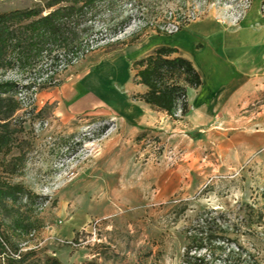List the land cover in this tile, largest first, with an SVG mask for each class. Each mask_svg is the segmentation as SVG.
Here are the masks:
<instances>
[{
	"label": "rangeland",
	"instance_id": "rangeland-1",
	"mask_svg": "<svg viewBox=\"0 0 264 264\" xmlns=\"http://www.w3.org/2000/svg\"><path fill=\"white\" fill-rule=\"evenodd\" d=\"M42 1L0 0V12ZM207 17L247 24L263 46L264 0H115L94 21L97 46L72 64L0 69L17 102L5 120L0 179L25 188L0 203L10 250L40 263L183 264L188 250L209 264H264V69L258 93L226 123L218 112L211 125L180 131L171 121L186 114L150 108L141 110L154 121L146 126L115 104L142 105L132 98L141 88L131 62L153 39ZM113 59L124 76L91 97L84 81ZM81 210L83 223L67 227Z\"/></svg>",
	"mask_w": 264,
	"mask_h": 264
},
{
	"label": "trees",
	"instance_id": "trees-1",
	"mask_svg": "<svg viewBox=\"0 0 264 264\" xmlns=\"http://www.w3.org/2000/svg\"><path fill=\"white\" fill-rule=\"evenodd\" d=\"M115 0H43L41 4L0 12V69L33 68L37 62L68 66L93 50L101 40L94 28L99 10ZM133 82L146 87L144 92L132 94L153 109L172 118L188 112L187 89L202 83L199 71L191 60L176 47L159 45L131 62ZM50 77L49 84L52 83ZM13 82H0V152L9 149L7 121L17 102L5 93ZM25 192L22 184L0 179V203L16 201ZM17 226L27 228L22 221ZM193 239V238H192ZM8 239L0 231V264H60L55 257L42 263L30 260L31 251L10 250ZM183 264H209L203 258L184 254Z\"/></svg>",
	"mask_w": 264,
	"mask_h": 264
},
{
	"label": "crops",
	"instance_id": "crops-1",
	"mask_svg": "<svg viewBox=\"0 0 264 264\" xmlns=\"http://www.w3.org/2000/svg\"><path fill=\"white\" fill-rule=\"evenodd\" d=\"M260 41L258 32L247 24L238 29L227 28L210 17L194 20L171 36L153 39L145 54L159 45L176 47L191 60L201 75L200 86L187 89L188 112L185 119H172V128L177 125V129L183 131L211 125L216 122L213 115L218 112L223 115V123L232 120L238 102L247 94L258 93L259 74L264 69V40L262 47ZM123 71L122 63L113 59L101 74L85 80L83 88L88 89L91 97L100 96L104 85L113 81L116 83L124 76ZM136 85L141 88L138 93L145 91L144 85ZM81 87L76 84L77 89L82 90ZM112 90L116 96L120 93L115 88ZM140 103L141 106H127V102L122 100L115 104L124 107L121 112L127 119L141 120L146 126H153L151 117L148 119L147 114L141 112L152 107L143 101ZM80 212L66 221L67 227L83 223L85 213L82 210Z\"/></svg>",
	"mask_w": 264,
	"mask_h": 264
},
{
	"label": "bare ground",
	"instance_id": "bare-ground-1",
	"mask_svg": "<svg viewBox=\"0 0 264 264\" xmlns=\"http://www.w3.org/2000/svg\"><path fill=\"white\" fill-rule=\"evenodd\" d=\"M183 32V31H182ZM179 35V34H178ZM110 67V66H109Z\"/></svg>",
	"mask_w": 264,
	"mask_h": 264
}]
</instances>
